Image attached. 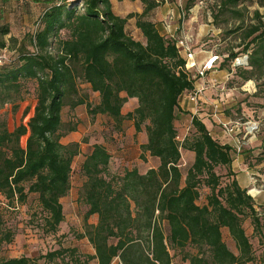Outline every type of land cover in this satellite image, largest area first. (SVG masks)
<instances>
[{
    "label": "trees",
    "instance_id": "obj_1",
    "mask_svg": "<svg viewBox=\"0 0 264 264\" xmlns=\"http://www.w3.org/2000/svg\"><path fill=\"white\" fill-rule=\"evenodd\" d=\"M139 1L142 12L121 16L115 13L113 0H48L34 32L22 38L9 36L21 48L15 59L0 65V108L23 99L27 81H36L37 87L36 104L26 123L10 130L0 115V195L17 205L26 202L29 193L37 194L45 231H58L64 220L61 198L71 189L72 163L80 153L78 142L62 143L66 135L62 111L66 103L71 108L86 105L92 117L108 116L117 130L125 120L132 121L136 132L144 129L141 157L148 153L159 163L145 171L135 167L118 174L110 170L107 147L93 144L80 166L85 180L79 193L87 205L81 237L95 251L85 263L174 264V250L189 264H247L256 259L244 226L249 220L263 246L264 264V204L237 180L236 148L215 138L201 117L192 116L194 134L179 140L176 121L185 111L181 98L195 90L198 74L188 68L179 40L150 19L159 1ZM194 1L189 0L186 8ZM241 2L222 0L214 19L225 12L242 17L237 10ZM257 3L264 8V0ZM253 14L255 23L242 32L243 52L252 50L249 68L232 67L244 79L254 72L264 74V12L257 8ZM131 18L143 40L127 31ZM63 30L67 37L61 36ZM10 31L0 24V50L9 46L4 38ZM238 55L232 53L226 60L232 65ZM79 82L98 93L97 104L80 95ZM129 99L136 100V107L124 113ZM182 149L193 153L185 174ZM221 169L231 176L229 182H223ZM202 186L210 192L206 203L199 204ZM92 215H97L96 223L88 222ZM223 229L238 253L223 239ZM13 238L0 217V250ZM70 253L75 257L76 250L60 248L42 257L64 261ZM0 264L36 260L24 255L0 258Z\"/></svg>",
    "mask_w": 264,
    "mask_h": 264
},
{
    "label": "rangeland",
    "instance_id": "obj_2",
    "mask_svg": "<svg viewBox=\"0 0 264 264\" xmlns=\"http://www.w3.org/2000/svg\"><path fill=\"white\" fill-rule=\"evenodd\" d=\"M158 1L159 5L151 13L150 19L158 24L161 31L168 35L174 34L178 40L188 44L192 50L210 53L213 58L212 67L217 70L223 69L226 74L224 78H217L219 88L216 86L207 93L204 89L197 96L194 94L195 91L191 93V96L197 99V107H195V111L189 109L179 114V119L176 121L179 140L182 141L186 136L194 134L191 120L192 116L196 114L203 119L215 138L228 143L222 138V131L225 132V129L221 122H225L228 127L234 128L235 143L233 146L237 153L234 157L233 170L237 180L245 184L243 174L246 172H242L241 165L248 170L247 174H250L252 184L263 185L264 74L254 72L250 74V79H244L239 71L246 67L249 68L247 56L252 52V50L247 51L246 54L243 52L245 41L242 38V32L255 23L254 10L258 8L264 12V8L257 3V0H242L237 9L242 13V17L237 18L230 12H225L214 19L213 16L217 14L222 0H195L188 9L186 3L189 0ZM18 2L19 0H11V3L8 4V13L0 12V24L8 25L11 30L10 34L4 38L9 46L6 50H0V52H6V62L15 59L21 48L20 42L13 44L12 41H9V36H14L13 34L16 33L18 38H22L26 32H34L35 21L45 7V5H34L29 1L27 2L28 6L26 3L18 7L16 5ZM113 9L116 14L126 16L129 13L142 12L143 4L139 0H113ZM23 12L25 16L21 19ZM240 25L243 28L237 30L236 28ZM11 27H14L13 31ZM175 27L178 28L175 29ZM127 31L136 39L143 40L141 32L135 25V18L129 19ZM67 35L68 33L63 30L61 36L67 37ZM27 49L33 51L30 45L27 46ZM240 52L243 53L240 54ZM232 53L239 54L237 58H240L239 65H242L239 67L240 70L232 68L235 62L231 65L232 61L226 60ZM204 70L207 72L210 69ZM195 72L197 73V71ZM25 84L23 99L15 104L7 103L0 108V115L7 121L10 130L26 123L36 104V81L29 80ZM220 85L223 87L220 88ZM79 93L81 96H87L88 101L92 104L99 102L98 93L91 91L89 85L85 83L79 82ZM199 96L203 97V103L198 100ZM221 96L223 99L220 100ZM136 104L135 99H129L124 104L122 111L124 113L131 111L136 107ZM62 119L63 130L66 131L62 143L78 142L80 144V153L72 163L71 189L66 196L61 198L64 220L57 232L49 233L45 231V213L40 208L37 194L29 193L26 202L17 205H10L7 199L0 195V217L4 227L14 233L13 241L4 244L0 250V258L25 255L34 258L36 264H94V260H89L88 263L84 262L85 258L94 254L95 251L88 239L81 237L84 232V217L87 211V205L79 193L85 180V176L80 171L85 156L91 151L94 143L104 144L112 156L110 170L118 174H123L125 169L135 167L139 171H145L148 167H155L159 163L157 158L151 157L148 153L145 154V158L141 157V141L146 138V133L144 129L141 132H136L130 120H125L122 128L117 130L114 121L108 116L92 117L88 113L86 105L71 108L67 103L63 107ZM252 124L257 127L251 133L246 134L248 126H252ZM71 127H74L75 130L67 131ZM192 157V152L182 149L181 168L184 174L191 164ZM219 172L224 183L231 180V176L225 169H221ZM28 187L29 183H26L27 191ZM261 190H264V186L260 188L252 186L248 193L253 196L255 192ZM200 191L201 197L198 203L204 204L210 191L205 186H202ZM97 219V215H92L88 222L96 223ZM244 226L253 243L256 256L253 262L247 264H263L261 260L263 246L259 237L254 234L249 220L245 221ZM222 232L223 239L230 249L238 253L228 230L223 229ZM60 248L75 249V257H80L82 261H74L75 257L72 256V253L66 255L64 261L61 259L45 260L42 257L47 252ZM171 253L174 264H189L188 261L182 259V253L179 251L171 250Z\"/></svg>",
    "mask_w": 264,
    "mask_h": 264
},
{
    "label": "crops",
    "instance_id": "obj_3",
    "mask_svg": "<svg viewBox=\"0 0 264 264\" xmlns=\"http://www.w3.org/2000/svg\"><path fill=\"white\" fill-rule=\"evenodd\" d=\"M33 3L34 5H45L46 6V0H19L18 3H16V5L18 7L26 4L27 2ZM11 3V0H0V12L5 11V13H8L9 11V7L8 4ZM29 4L27 3V6ZM21 9V8H20ZM15 10V9H14ZM24 12H23V16H21L24 18ZM169 28L170 25H169ZM178 28V27H177ZM175 27V29H177ZM12 31L14 29V27H11ZM14 36H18V34H13ZM170 35L174 36V34L170 33ZM178 45L181 49V53L183 54L184 57H188L187 51L185 48H183V42L181 40H179ZM195 60L197 62V67L193 68L194 71H197L199 69H210L207 72L204 70V75L203 76H199L197 77V80L195 82V89L200 87L201 85L205 86V93H207V91L209 90H213V88H215L218 84L217 78L218 77H222L224 78L226 76V74H224L223 69L221 70H217L215 68L212 67L213 64V58L212 55L206 51H195L192 50ZM219 88V85L217 86ZM223 85H220V88H222ZM203 97L199 96L198 100H200L203 103ZM223 99V97L221 96L220 100ZM205 101V100H204ZM181 106L183 107L184 110H191V111H195V107H197V99L194 98V96H191V93L189 94H185L182 96L181 98ZM222 138L228 142L231 145H234V139H233V133L232 134H227L224 131H222ZM225 134V135H224ZM229 135V137H226L227 135ZM146 141V138L143 139V141H141V144L144 143ZM150 167H154V166H150ZM148 167V168H150ZM240 168L243 169L242 172H246V174H243V180L245 182V184H242L241 182H239L243 187L247 188L248 190L253 186H257L258 188L263 187V185H257V184H252V178L249 176L250 174L248 172L247 169L243 168L240 165ZM255 183V182H254ZM251 191V190H250ZM250 194V193H249ZM251 195V194H250ZM254 199L257 201V203L259 204H264V190H261L260 192H255V194H253Z\"/></svg>",
    "mask_w": 264,
    "mask_h": 264
},
{
    "label": "built area",
    "instance_id": "obj_4",
    "mask_svg": "<svg viewBox=\"0 0 264 264\" xmlns=\"http://www.w3.org/2000/svg\"><path fill=\"white\" fill-rule=\"evenodd\" d=\"M183 46L185 47V49L187 51V54H188V57H187V66H188V68L193 69V68L197 67V62L195 60V57H194V54L192 52L191 47L188 44H184V43H183ZM237 59L240 60V58H237ZM6 61H7L6 52L0 53V65L3 64ZM197 74L199 76H203L204 75V69L197 70ZM204 89H205V86L201 85L200 87H198V88H196L194 90L195 91L194 94H196V96H197L199 93L203 92ZM221 123H222V126L224 127L223 129H225V132L227 134H232L234 132L233 131V129H234L233 127L232 128L228 127L227 126L228 124H226L225 122H221ZM235 127H237V126H235ZM256 127L257 126H254L253 124H252V126H248L246 134L251 133Z\"/></svg>",
    "mask_w": 264,
    "mask_h": 264
},
{
    "label": "water",
    "instance_id": "obj_5",
    "mask_svg": "<svg viewBox=\"0 0 264 264\" xmlns=\"http://www.w3.org/2000/svg\"><path fill=\"white\" fill-rule=\"evenodd\" d=\"M237 65H239V59H237V60L235 61V63H234V66H237Z\"/></svg>",
    "mask_w": 264,
    "mask_h": 264
}]
</instances>
